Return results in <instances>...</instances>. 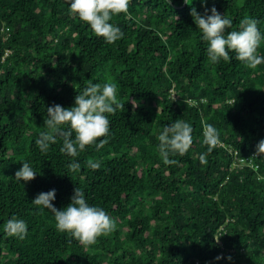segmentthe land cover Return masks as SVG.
Returning a JSON list of instances; mask_svg holds the SVG:
<instances>
[{
  "label": "trees",
  "instance_id": "obj_1",
  "mask_svg": "<svg viewBox=\"0 0 264 264\" xmlns=\"http://www.w3.org/2000/svg\"><path fill=\"white\" fill-rule=\"evenodd\" d=\"M212 7L232 21L228 31L257 19L264 57V0H129L109 21L123 33L114 43L66 0H0V264H264V156L252 158L257 167H233L235 150L251 158L264 139V63L249 68L234 52L229 62L209 60L190 11ZM89 81L114 82L124 104L106 114L109 134L99 139L108 143L70 157L58 138L42 153L35 141L47 131V108L74 106ZM177 119L190 124L193 142L166 165L157 136ZM202 121L220 140L206 164ZM22 162L35 179L14 178ZM75 187L115 222L91 246L32 203L55 189L62 209ZM13 216L27 224L22 240L4 231Z\"/></svg>",
  "mask_w": 264,
  "mask_h": 264
},
{
  "label": "clouds",
  "instance_id": "obj_2",
  "mask_svg": "<svg viewBox=\"0 0 264 264\" xmlns=\"http://www.w3.org/2000/svg\"><path fill=\"white\" fill-rule=\"evenodd\" d=\"M71 14L90 26L93 33L102 37L107 43H114L121 39V29L109 21L116 14L127 13L129 0H66ZM202 6L206 0H200ZM209 12L211 13L209 15ZM190 15L197 28L202 32V39L207 42V55L211 62L218 63L220 59L229 62L230 52L235 53L236 60L243 62L249 68H256L264 63V57L257 55L262 36L258 29L259 21L252 17H245L239 23L238 30L228 29L232 21L215 7L205 8L204 13L192 8ZM117 85L114 82L104 84L89 81L87 86L74 98V106L65 108L53 105L47 108V119L44 125L47 131L39 133L35 141L42 153H47L50 144H55L57 139L62 140L61 153L70 157L78 156L86 146L95 144L97 150L108 143L110 121L106 114L115 115L117 109L124 108L117 100ZM235 103V102H234ZM203 124V144L208 146L207 152L199 156L201 164H206L208 153L220 144L219 132L211 124ZM67 126V128H65ZM192 127L189 123L177 119L169 126H165L157 136L159 141L157 151L166 165L176 163L170 155L183 156L192 145ZM74 134V135H73ZM99 139V143L96 141ZM264 156V139L255 146L251 158ZM87 166L98 170L100 163L88 160ZM70 171L80 170L78 162L68 164ZM37 173L27 162H22V167L14 173L17 181L28 182L35 179ZM55 199V189L37 194L32 203L38 208L41 206L49 210L55 219L56 229L69 234L83 246H91L97 238L107 235L115 229V222L102 208L90 206L85 199L84 192L75 187L70 203L57 209L52 201ZM4 231L8 236L24 239L27 235V224L15 216L7 220ZM217 241L219 240L216 239ZM221 257L217 256L219 260ZM231 260V257H228Z\"/></svg>",
  "mask_w": 264,
  "mask_h": 264
},
{
  "label": "built area",
  "instance_id": "obj_3",
  "mask_svg": "<svg viewBox=\"0 0 264 264\" xmlns=\"http://www.w3.org/2000/svg\"><path fill=\"white\" fill-rule=\"evenodd\" d=\"M234 161H233V167H242L244 163L251 165V166H258L257 164H254L252 158L247 157H240L238 151L233 152Z\"/></svg>",
  "mask_w": 264,
  "mask_h": 264
}]
</instances>
